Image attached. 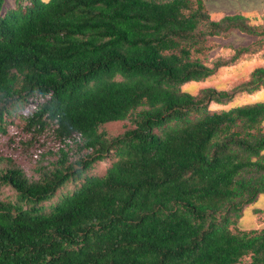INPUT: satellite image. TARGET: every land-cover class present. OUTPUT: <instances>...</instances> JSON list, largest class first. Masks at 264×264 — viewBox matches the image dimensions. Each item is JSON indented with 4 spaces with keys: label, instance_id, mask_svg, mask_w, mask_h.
Listing matches in <instances>:
<instances>
[{
    "label": "trees",
    "instance_id": "1",
    "mask_svg": "<svg viewBox=\"0 0 264 264\" xmlns=\"http://www.w3.org/2000/svg\"><path fill=\"white\" fill-rule=\"evenodd\" d=\"M230 29L264 35L202 0H15L0 15V133L38 172L0 147L16 199H0V264H264V227L237 225L264 193V101L208 108L264 87V66L230 90L180 89L227 64L204 58ZM21 101L33 110L8 132Z\"/></svg>",
    "mask_w": 264,
    "mask_h": 264
},
{
    "label": "rangeland",
    "instance_id": "2",
    "mask_svg": "<svg viewBox=\"0 0 264 264\" xmlns=\"http://www.w3.org/2000/svg\"><path fill=\"white\" fill-rule=\"evenodd\" d=\"M15 0H4L0 15L8 8L14 6ZM47 1V0H43ZM211 19L217 20L224 15L241 14L246 22L253 26H264V0H202ZM211 48L207 51L204 58L205 62L212 66L217 59L228 61L227 64L219 66L215 72L201 81H189L180 86L181 90L187 91L193 95L198 94L200 89L204 87H214L218 90H230L237 84L246 81L250 72L257 66H264V35L256 37L251 34L241 32L237 29H230L217 36L207 37ZM241 47H249L250 52L240 54L237 58L231 60L235 50ZM264 101V87L251 93L238 92L230 101L219 104L210 102L209 109H227L235 105L248 102ZM33 110V103L21 101L15 104L12 113L6 117L5 126L8 132L17 130L16 127L21 126V117ZM129 119L108 122L100 126L99 130H103L109 136H115L122 133L126 128L131 127ZM8 134L0 133V147L5 153H11L17 164L25 169L27 175L33 177L38 176L35 162L30 161L23 154L21 147H9ZM115 160L113 153L101 161L95 162L91 168L85 171V174L101 175L105 172L111 162ZM76 186L75 182L69 181L55 195L43 204L48 206L54 203L58 198L72 191ZM0 199L15 201V192L6 185H0ZM260 210V211H258ZM240 228H259L264 227V193L259 194L255 201L245 205L240 211L237 220Z\"/></svg>",
    "mask_w": 264,
    "mask_h": 264
}]
</instances>
